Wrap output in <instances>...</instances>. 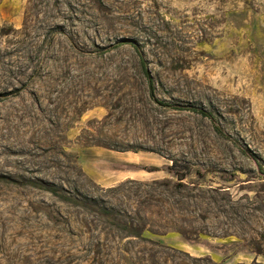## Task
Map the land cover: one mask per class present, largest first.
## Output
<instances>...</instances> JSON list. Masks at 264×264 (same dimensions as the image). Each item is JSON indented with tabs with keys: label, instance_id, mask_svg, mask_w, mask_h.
Returning a JSON list of instances; mask_svg holds the SVG:
<instances>
[{
	"label": "rangeland",
	"instance_id": "obj_1",
	"mask_svg": "<svg viewBox=\"0 0 264 264\" xmlns=\"http://www.w3.org/2000/svg\"><path fill=\"white\" fill-rule=\"evenodd\" d=\"M0 176V264H264V0H0Z\"/></svg>",
	"mask_w": 264,
	"mask_h": 264
},
{
	"label": "trees",
	"instance_id": "obj_2",
	"mask_svg": "<svg viewBox=\"0 0 264 264\" xmlns=\"http://www.w3.org/2000/svg\"><path fill=\"white\" fill-rule=\"evenodd\" d=\"M139 56H140V54H139ZM140 58H141V64H142V67H143V73H144V76H145V78H146V80H147V82H148V85H149V87H150V89H151V91H152V78H151V75H150L148 69L146 68V66H145V64H144V61H143L142 56H140ZM169 106H170L172 109H175V110H184V109H185V110L195 111V112L201 114L202 116L209 118V119L211 120V122H212L213 124H215V121H214L212 115H211L210 113H208L207 111H205V110L197 109V108H195V107L187 108V107H184V106H181V105H169ZM244 153L246 154V152H244ZM248 156H250V155H248ZM250 158H251L253 161H255V160L253 159L252 156H250ZM187 170H188V169H187ZM185 176H186V173H184V174H180V175H177V177H179L180 180H182ZM0 180H6V178L3 177V176H0Z\"/></svg>",
	"mask_w": 264,
	"mask_h": 264
},
{
	"label": "bare ground",
	"instance_id": "obj_3",
	"mask_svg": "<svg viewBox=\"0 0 264 264\" xmlns=\"http://www.w3.org/2000/svg\"><path fill=\"white\" fill-rule=\"evenodd\" d=\"M59 95V94H58Z\"/></svg>",
	"mask_w": 264,
	"mask_h": 264
}]
</instances>
